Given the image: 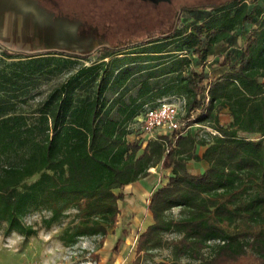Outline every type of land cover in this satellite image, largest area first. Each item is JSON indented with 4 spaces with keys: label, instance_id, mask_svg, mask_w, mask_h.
Instances as JSON below:
<instances>
[{
    "label": "trees",
    "instance_id": "obj_1",
    "mask_svg": "<svg viewBox=\"0 0 264 264\" xmlns=\"http://www.w3.org/2000/svg\"><path fill=\"white\" fill-rule=\"evenodd\" d=\"M230 18L235 32L219 36L209 25ZM217 42L221 69L211 75L205 64ZM94 55L35 101L70 59L90 56L2 51L0 222L7 231L29 237L36 231L22 223L27 213L48 212L50 228L74 210L59 239L68 246L99 237L101 248L124 187L160 168L167 179L150 196L152 222L137 253L172 245L177 256L198 259L213 243L205 264H264V0L188 8L168 29L102 45ZM162 101L181 103L187 130L137 138L133 122ZM190 163L202 169L191 173ZM164 233L178 239L163 244Z\"/></svg>",
    "mask_w": 264,
    "mask_h": 264
},
{
    "label": "rangeland",
    "instance_id": "obj_2",
    "mask_svg": "<svg viewBox=\"0 0 264 264\" xmlns=\"http://www.w3.org/2000/svg\"><path fill=\"white\" fill-rule=\"evenodd\" d=\"M182 1L184 2L174 0L154 5L146 0H0V59L3 50L21 54L66 52L71 56H90L88 60L70 59L73 64L69 69L57 73L49 81H44L39 88L41 95L35 98L37 101L45 96L52 84L67 79L70 71L94 61V53L100 46L113 45L125 39H144L151 33L168 29L175 19L176 11L182 5L219 3V0ZM181 20L185 25L191 19ZM209 25L219 36L224 31L235 32L238 29L233 18L213 19ZM237 42L240 43L241 39L238 38ZM218 43L221 45V42H217L212 50L214 57L209 58L212 62L205 64L211 75L221 69L219 65L222 56L218 57ZM189 57L193 58L191 55ZM218 59L220 63L217 62ZM175 102L178 103V117L183 125L187 120L185 111L179 101ZM219 119L223 126L228 125L227 112L223 111ZM131 126L137 138L144 136L140 119ZM134 137L129 136V139L133 140ZM201 169L200 163L189 164L191 173H198ZM149 172L150 176L146 179L147 191L143 197H127L118 203L120 214L117 224L113 230H109L103 247H97L99 237L93 239L97 250L96 259H101V264H205L212 255L213 243L202 251V256L198 259L188 255L177 256L172 245L136 252L138 237L152 222L147 203L156 187L166 181L168 174L160 168L151 169ZM75 213L74 210L68 211L66 217L50 228H46L43 223V219L50 216L48 212L40 210L27 213L22 223L36 231L29 237L8 232L6 223L0 222V264H51L59 260L66 247L59 236ZM161 237L163 244L178 239L175 233H164Z\"/></svg>",
    "mask_w": 264,
    "mask_h": 264
},
{
    "label": "built area",
    "instance_id": "obj_3",
    "mask_svg": "<svg viewBox=\"0 0 264 264\" xmlns=\"http://www.w3.org/2000/svg\"><path fill=\"white\" fill-rule=\"evenodd\" d=\"M140 122L142 133L150 138L160 133L183 132L184 129L188 128L187 121L183 125L179 121L178 103L175 101H162L157 106L147 109ZM93 239V237L79 238L76 243L66 246L59 260L51 264H98L97 250ZM30 264L44 263L32 262Z\"/></svg>",
    "mask_w": 264,
    "mask_h": 264
},
{
    "label": "crops",
    "instance_id": "obj_4",
    "mask_svg": "<svg viewBox=\"0 0 264 264\" xmlns=\"http://www.w3.org/2000/svg\"><path fill=\"white\" fill-rule=\"evenodd\" d=\"M6 27H7V24H6L5 28ZM146 179L147 178L142 179V180H140L138 182H134V183H131V184L125 186L124 187L125 198H127V197H131V198L132 197H136L137 198V197H141V196L143 197V194L147 191V185H148V183H147V180ZM125 198H124V200H125ZM98 264H101V259L98 260Z\"/></svg>",
    "mask_w": 264,
    "mask_h": 264
},
{
    "label": "flooded vegetation",
    "instance_id": "obj_5",
    "mask_svg": "<svg viewBox=\"0 0 264 264\" xmlns=\"http://www.w3.org/2000/svg\"><path fill=\"white\" fill-rule=\"evenodd\" d=\"M36 1H40V0H36ZM149 1L150 3L157 5L158 3H166V2H173L174 0H146ZM176 2H184L182 0H175ZM207 2H211L212 0H206ZM217 1V0H216ZM232 0H219V3L216 4H210V5H193V6H184L182 5L177 11H176V16L175 17H182L184 16L185 10L188 8H200V7H206V9H210L211 7L220 4V3H226V2H231Z\"/></svg>",
    "mask_w": 264,
    "mask_h": 264
}]
</instances>
